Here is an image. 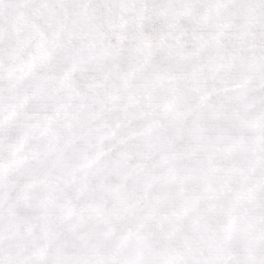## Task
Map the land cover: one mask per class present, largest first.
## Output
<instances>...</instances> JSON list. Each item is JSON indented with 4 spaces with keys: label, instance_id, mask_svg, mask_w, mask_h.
Returning a JSON list of instances; mask_svg holds the SVG:
<instances>
[{
    "label": "crops",
    "instance_id": "crops-1",
    "mask_svg": "<svg viewBox=\"0 0 264 264\" xmlns=\"http://www.w3.org/2000/svg\"><path fill=\"white\" fill-rule=\"evenodd\" d=\"M77 2L0 0V264H264V37L223 0H171L170 37L98 33L164 0Z\"/></svg>",
    "mask_w": 264,
    "mask_h": 264
},
{
    "label": "rangeland",
    "instance_id": "rangeland-1",
    "mask_svg": "<svg viewBox=\"0 0 264 264\" xmlns=\"http://www.w3.org/2000/svg\"><path fill=\"white\" fill-rule=\"evenodd\" d=\"M119 0H83V2H77V5H84V10L88 9H96L97 12L89 14L90 19L96 18L98 14V18H102L103 16H107V12L102 14V11H108L107 4H110L109 7L110 15L113 14L112 18L115 16L116 12V5H119ZM129 1V0H126ZM76 0H37V7L41 6L40 9L44 8V6H47L48 9L51 10L52 13L54 9L59 12V14L65 16L66 14H71L72 8L76 7ZM75 3V4H74ZM123 3V2H122ZM245 3H251V0H223V37H227L230 40H233L237 38V36H250V35H259L261 37H264V0H259L260 3V21L259 26L251 21V12L246 11L243 9V6ZM59 4H61V7L63 9L59 10ZM129 4V3H128ZM243 4V5H242ZM48 5H51L49 7ZM171 0H164V8L166 9L162 16V21L160 20H151L148 21L147 27L141 28V29H134L132 27H115L113 28H107L106 26L103 27V29H99V34H101L102 31L105 32V34H108V32L113 33L111 31H114V34H148V35H162L164 37H170L171 36ZM76 9V8H75ZM78 9V8H77ZM114 10V11H113ZM62 11V12H61ZM86 12V11H85ZM55 14V13H54ZM57 14V13H56ZM120 14V12H118ZM101 15V17H100ZM63 19H66L64 17ZM232 46H236L233 44ZM240 46V45H239ZM239 54L236 53H227L223 56V67H228L233 71V74H230V76H223V80H227V82L223 83H242V82H249L248 80L251 79V76H237L235 74L239 67H241V63H244L243 67L248 69L250 71L252 67V59L248 60H241L239 57ZM245 61V62H244ZM260 60L259 63V69L260 72L264 73V64ZM227 63V65H226ZM169 67V65L167 66ZM246 71V70H245ZM163 76H156L151 75L149 76V79L156 80V78H161ZM169 78L170 82V77ZM165 77V78H167ZM260 83L264 84V74L260 75ZM262 94V93H261ZM3 194L5 196V203H10L11 196L13 195V189L11 188H4ZM16 194H18L16 192ZM21 194V193H20Z\"/></svg>",
    "mask_w": 264,
    "mask_h": 264
}]
</instances>
